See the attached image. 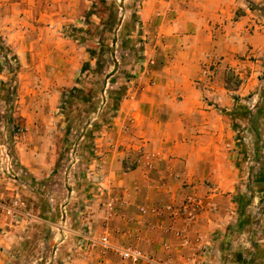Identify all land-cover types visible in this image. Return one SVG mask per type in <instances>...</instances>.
Here are the masks:
<instances>
[{
	"label": "rangeland",
	"instance_id": "374dc122",
	"mask_svg": "<svg viewBox=\"0 0 264 264\" xmlns=\"http://www.w3.org/2000/svg\"><path fill=\"white\" fill-rule=\"evenodd\" d=\"M146 1L24 0L29 42L50 27L86 47L75 83L54 98L44 89L42 104L35 101L40 90L25 85L17 54L0 33V264H113L106 262L109 255L116 264H133L103 243L106 236L132 247L115 241L113 228L122 227L120 191L105 182L112 165L102 158L113 147L117 101L131 81L143 80L154 65L151 50L161 44L158 24L143 12ZM245 3L252 14L244 26L264 37V0ZM240 12L242 7L237 18ZM242 22L236 23L237 37L247 34L239 32ZM205 69L206 78L220 80L243 101L235 110L230 150L240 180L225 227L198 241L190 264H264V42L221 73ZM27 106L30 118L22 114ZM24 145L53 149L54 163L46 159L42 171L24 170ZM129 159L127 168L134 165Z\"/></svg>",
	"mask_w": 264,
	"mask_h": 264
},
{
	"label": "crops",
	"instance_id": "0c3cea01",
	"mask_svg": "<svg viewBox=\"0 0 264 264\" xmlns=\"http://www.w3.org/2000/svg\"><path fill=\"white\" fill-rule=\"evenodd\" d=\"M26 7L24 0L0 3V33L17 54L25 85L40 90L35 101L42 104L44 89L54 98L75 83L87 53L85 45L57 28L44 27L39 40L29 42ZM143 12L158 24L161 44L151 50L154 65L143 80L131 81L117 101L113 147L101 159L112 165L105 182L120 191L122 227L113 231L119 235L116 242L167 264H190L196 262L198 241L225 227L240 180L230 150L235 110L243 101L220 80L206 78L205 68L221 73L237 65L264 37L244 26L251 17L245 0H147ZM240 20L239 32L247 34L237 37ZM22 114L33 116L29 106ZM23 149L19 164L24 170L42 171L44 160L55 161L53 149ZM127 158L134 161L131 168ZM114 260L109 255L106 262Z\"/></svg>",
	"mask_w": 264,
	"mask_h": 264
},
{
	"label": "built area",
	"instance_id": "2783aa9c",
	"mask_svg": "<svg viewBox=\"0 0 264 264\" xmlns=\"http://www.w3.org/2000/svg\"><path fill=\"white\" fill-rule=\"evenodd\" d=\"M103 243L106 248H111L118 252L123 259L131 261L133 264H137L140 261H145L147 264H167L166 261L155 259L151 256L144 254L140 249L136 247H123L110 243L108 238H103Z\"/></svg>",
	"mask_w": 264,
	"mask_h": 264
}]
</instances>
